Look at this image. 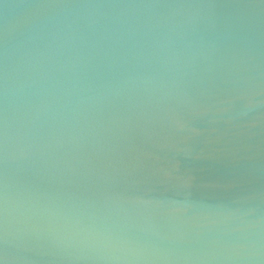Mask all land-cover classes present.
Here are the masks:
<instances>
[{
    "label": "water",
    "instance_id": "1",
    "mask_svg": "<svg viewBox=\"0 0 264 264\" xmlns=\"http://www.w3.org/2000/svg\"><path fill=\"white\" fill-rule=\"evenodd\" d=\"M0 264H264V0H0Z\"/></svg>",
    "mask_w": 264,
    "mask_h": 264
}]
</instances>
